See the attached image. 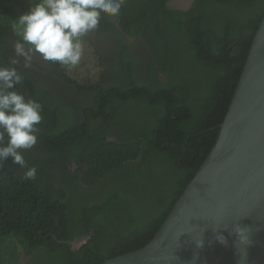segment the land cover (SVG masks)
Instances as JSON below:
<instances>
[{
    "label": "trees",
    "instance_id": "obj_1",
    "mask_svg": "<svg viewBox=\"0 0 264 264\" xmlns=\"http://www.w3.org/2000/svg\"><path fill=\"white\" fill-rule=\"evenodd\" d=\"M168 1L126 0L118 18L102 17L75 68L35 55L25 69L10 65L16 13L0 0V65L23 73L16 90L43 116L36 146L23 152L37 178L23 179L10 160L0 166V264H103L135 252L200 169L264 0H194L186 11ZM114 34L103 51L97 39ZM82 235L89 239L73 249Z\"/></svg>",
    "mask_w": 264,
    "mask_h": 264
},
{
    "label": "water",
    "instance_id": "obj_2",
    "mask_svg": "<svg viewBox=\"0 0 264 264\" xmlns=\"http://www.w3.org/2000/svg\"><path fill=\"white\" fill-rule=\"evenodd\" d=\"M103 264H264V16L200 169L149 243Z\"/></svg>",
    "mask_w": 264,
    "mask_h": 264
},
{
    "label": "clouds",
    "instance_id": "obj_3",
    "mask_svg": "<svg viewBox=\"0 0 264 264\" xmlns=\"http://www.w3.org/2000/svg\"><path fill=\"white\" fill-rule=\"evenodd\" d=\"M126 0H33L27 11L16 18L19 39L13 46L10 65L23 60L25 69L32 67V57L49 65L66 68L78 66L85 54L89 33L99 29L103 18H118ZM24 76L13 66L0 65V166L5 161L24 169L23 179L37 178L35 166H29L23 152L38 142L43 121L42 105L16 90ZM247 229H236L239 243H249ZM225 244L223 236H217ZM203 247L202 241L196 242Z\"/></svg>",
    "mask_w": 264,
    "mask_h": 264
},
{
    "label": "flooded vegetation",
    "instance_id": "obj_4",
    "mask_svg": "<svg viewBox=\"0 0 264 264\" xmlns=\"http://www.w3.org/2000/svg\"><path fill=\"white\" fill-rule=\"evenodd\" d=\"M194 0H170L168 1V3L166 4V6L171 9V10H179V11H186L188 10L192 3H193ZM114 23H115V20L113 19ZM121 34V33H120ZM110 34H107V36H109ZM89 38L94 41L97 37L95 36V33H89L88 34ZM115 36H117V34H114L113 37L111 38H107V39H104L103 37L102 38H98L97 39V43H99V45L104 49L103 51H108L110 52L111 51V48L113 49L112 45L114 46V43H115V40L117 39ZM118 36L120 37L119 35V32H118ZM123 37V38H122ZM122 39H123V44H131L132 43V39H129L127 38L126 36H124V34L122 33ZM134 42V41H133ZM139 41H137L135 43L136 45V51L134 53H140L142 51V43L141 41L138 43ZM141 43V44H140ZM131 47V45H130ZM35 57V56H34ZM36 58V57H35ZM49 79H52L51 77H48ZM89 239V235H82V236H79V237H76L74 239V241L72 242V247L73 249H76V248H79L81 245H83L86 240ZM82 241V243H81ZM81 243V244H80ZM77 244H79L77 246ZM77 246V247H76ZM23 258V255H20V258H19V261H21Z\"/></svg>",
    "mask_w": 264,
    "mask_h": 264
},
{
    "label": "rangeland",
    "instance_id": "obj_5",
    "mask_svg": "<svg viewBox=\"0 0 264 264\" xmlns=\"http://www.w3.org/2000/svg\"><path fill=\"white\" fill-rule=\"evenodd\" d=\"M5 2H6V5L10 8V9H12V10H14V12L16 13V18L21 14V13H23V12H25V11H27L28 10V8H29V6H30V2H29V0H5ZM5 4V3H4ZM15 33L18 35V32H17V29H16V25H15ZM93 34V33H92ZM19 36V35H18ZM17 42V41H16ZM35 56V55H34ZM32 57V59L33 60H35V57ZM20 63L21 64H23V60L21 59V61H20ZM81 243H82V241H81ZM80 243V244H81ZM79 244H77V246H78ZM76 246V247H77Z\"/></svg>",
    "mask_w": 264,
    "mask_h": 264
}]
</instances>
